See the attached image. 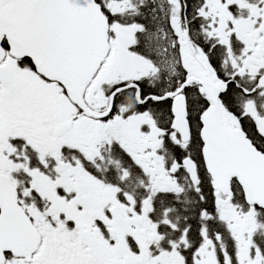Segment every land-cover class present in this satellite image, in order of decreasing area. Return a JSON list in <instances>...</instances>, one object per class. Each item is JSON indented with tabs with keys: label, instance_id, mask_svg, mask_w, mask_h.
Segmentation results:
<instances>
[{
	"label": "snow or ice",
	"instance_id": "1",
	"mask_svg": "<svg viewBox=\"0 0 264 264\" xmlns=\"http://www.w3.org/2000/svg\"><path fill=\"white\" fill-rule=\"evenodd\" d=\"M0 264H264V0H0Z\"/></svg>",
	"mask_w": 264,
	"mask_h": 264
}]
</instances>
